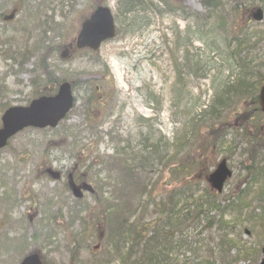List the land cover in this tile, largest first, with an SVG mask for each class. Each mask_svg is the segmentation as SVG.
Returning a JSON list of instances; mask_svg holds the SVG:
<instances>
[{
  "label": "rangeland",
  "instance_id": "rangeland-1",
  "mask_svg": "<svg viewBox=\"0 0 264 264\" xmlns=\"http://www.w3.org/2000/svg\"><path fill=\"white\" fill-rule=\"evenodd\" d=\"M27 1L0 0V3L8 2V8L3 11L4 15H8L14 9L21 11L26 8ZM63 1L65 8L52 5L55 7L54 19L57 24L52 25L51 20L46 18V11L50 10L48 5L42 9V19L36 23L50 31V35L46 36L52 38L55 44L48 43V47L57 48V51L39 56L40 51L33 50V55L24 58L22 47L16 61L11 60L6 48L18 50L25 39L24 35L12 32L17 22L22 21V13L12 23L6 22L10 31L8 35H0V86L6 89L0 96V115L8 107L23 106L32 99L34 90L30 86L31 81L42 71L51 74L52 79L60 83L63 80H69L72 84L75 82L74 95L77 100L68 118L57 128L27 129L0 151V264H19L24 256L33 252L39 253L43 264H91V258L107 246L100 238L101 234H98L100 228L96 220L101 215L95 207V199L92 201L90 195L85 194L83 203L88 204L85 209L89 213L73 214L80 207L74 206L72 195L62 188L67 174L56 182L46 173L47 169H69L74 160L84 158L83 155L92 156L97 161L109 160L115 150L122 147L126 156L141 158L140 150L137 154L133 147L140 149L142 144L151 141L152 135L155 140L160 139L162 151L168 150L174 154L176 149L184 153L188 150L185 138L188 139L195 129L201 133L197 142L200 152L190 158H198L203 167L196 170L194 177L205 179L221 159L226 160L232 177L224 186L220 198L230 197V201L220 199V203L236 202L243 193H246L248 205L252 201L251 208L247 210L241 207L236 218L229 213L223 215V221L231 223L222 225V228L217 224L211 228L207 225L198 228L199 236L197 234L189 240L197 250L187 252L186 257L195 264L206 261L221 264L212 248L220 242L222 231L238 233L240 228L233 224L234 221L248 227L247 223L253 225L250 216L256 218L260 214L257 204L263 199L259 191L264 189V115L250 102H240L233 97L232 107L240 104L237 105L238 110L232 108L220 113L222 119L216 122L222 124L219 127L223 128L209 131L204 122L197 120L198 123H192V119L200 114L201 108L211 105L213 98L226 87L228 81L238 77L235 55L240 58L250 51L249 47L240 49V38L237 40L234 35L239 30L264 31V17L261 23L251 19L255 9H262L264 0H238L237 3L224 0L221 12L226 18L228 35H222L223 39L215 30L216 35L206 34L209 31H205L206 26L209 29L213 25L216 26L214 29L217 28L215 20L203 26V30L195 25L190 13H194L192 15L198 19L208 13L200 0H166L176 9L158 0H132L127 8H133L134 2L145 1V4H139L129 16L123 17L119 12L114 40L103 44L94 56L71 52L66 59H61V52L74 43L82 22L96 6H109L115 15L117 5L123 4V0L120 3L118 0ZM3 12L0 11V14ZM37 34L33 32L28 44L32 45L39 39L40 35ZM61 35L63 40L62 37L57 39ZM249 35L250 44H253L257 38L251 32ZM6 38L10 42L6 48H2L1 43ZM257 48L255 52L251 50V54H258L259 64L264 65V44L260 43ZM184 56L188 59L185 60ZM187 61H190V65ZM23 63L24 66L20 68L19 65ZM263 69L261 67V74L264 73ZM202 77H205L204 80H201ZM85 82L91 86L88 90ZM107 84L111 86L110 89ZM96 86L101 89L99 94H96ZM107 90L111 92V98L102 107L103 102H99V99ZM86 98L90 99L91 104H85L89 102ZM87 112L88 118L95 119L96 123L89 125L85 118ZM253 151V156H250ZM179 160L169 164L162 174L159 165L148 169L146 174L137 173L139 178L144 180L149 177L156 183L151 193L155 200L161 198L159 194L155 195L159 188L171 194L173 191L188 192L195 187L184 185L190 179L186 176L181 178L177 172L181 170ZM107 167L95 169L100 179L108 176ZM197 182L201 183L200 187L210 190L205 180ZM135 204L131 203L132 212ZM152 204L147 214L149 219L155 217ZM80 218L84 219V228ZM259 225L260 228L255 231L257 234L253 236L243 227L242 244L249 247L252 254L249 253L250 260L238 264L260 262V251L264 247V223ZM84 230L89 235L87 240L82 236ZM46 233H53L54 236L51 234L45 243ZM34 237L45 243L49 251L44 248L38 250L39 242ZM78 240L82 247L78 252L75 250L74 255L70 250ZM252 244L259 250L257 256H254L257 251L253 252ZM234 254L233 250L230 255ZM224 258L223 264H227L226 254Z\"/></svg>",
  "mask_w": 264,
  "mask_h": 264
},
{
  "label": "trees",
  "instance_id": "trees-1",
  "mask_svg": "<svg viewBox=\"0 0 264 264\" xmlns=\"http://www.w3.org/2000/svg\"><path fill=\"white\" fill-rule=\"evenodd\" d=\"M120 1L121 0H118V3H120ZM223 1L224 0H200L205 11L208 12L207 15L198 19L196 15L190 13L192 18L195 19V25L198 29L203 30V26L206 24L209 25L212 22L211 20H215L217 28L214 29L216 27H214V25L210 29L206 26L205 31L209 30L206 34L213 35L215 30L222 39V35H228L226 18L222 16L221 12ZM159 2L165 4L164 0H159ZM226 2L237 3L238 0H226ZM130 3H132V0H123L122 5L118 4V11L115 17H118L119 12L123 17L133 14V12H135V7L139 4H145V1L134 2L133 8H127V5ZM8 5V2H4L3 4L0 3V11L3 12L6 10ZM46 5H48L47 8L50 9L46 11V18L51 20L52 25L57 24V20L54 19L55 7L53 6H63V8H65L63 0H29L27 1V7L18 11V14L22 13L23 19L17 22L16 26L12 28V32H15L16 35L25 36V39H23V41L21 40L23 44L19 45L18 50H14L10 47V49H12V51H10V49L6 48L10 40L8 41L6 38L1 43V47L6 48V51L10 53L9 57L12 61H16L17 57L20 56L22 47L24 49V58L33 55V50L37 52L40 51L39 56H43L45 52L49 55L51 52L57 51V48L49 49L48 47V43L52 42V38L46 35H50V31L44 30L40 24L36 25V23L42 19V15H44L42 9L46 7ZM165 5L169 6V4ZM167 10L169 11V7ZM3 15L4 12L0 14V35H8L7 33L10 31L7 30V24L3 22ZM33 32H37V35L40 36L38 37L39 39H36L31 45L30 43L28 44V39ZM250 32L254 35L253 37L257 38L253 44H250V39L248 38ZM250 32H242V30H239L237 35H234L240 38L238 40V37H235L238 40V47L240 46V49L249 47L248 50L250 51L246 56H241L240 58L235 55L238 77L234 78L233 81H228L226 87L213 98L211 105L206 107L203 111V108H201L199 111L200 114H197V116L192 119V123H198L197 120L204 122L207 128H209V131L223 128L219 127L222 126V124L216 121H221L222 116L220 113H223L225 110L230 111L232 108L238 110L237 105L240 103L232 107L234 104L232 101L233 97L240 100V102H250V105L258 106L257 94L259 89L264 85V73L261 74V67H264V65L259 64L260 57L258 54L252 55L251 53L258 50L257 47L260 43L264 44V31L258 32L257 30H253ZM61 37L63 40L62 35L57 39L60 40ZM37 40H40V42H37ZM51 44L54 45L55 42ZM184 59L187 60L188 57L184 56ZM187 62L190 65V61ZM19 66L22 68L24 63ZM42 69H44V66ZM50 75L51 74L42 71L41 75L36 74L34 76L36 78L31 81L30 85L34 90L32 98L51 96L55 93L60 81L52 79ZM5 91L6 89L0 86V96H2L1 94ZM208 124H210V126ZM200 136L201 133H199V130L195 129L188 139L185 138V144L188 146V150L184 153H180L176 151V149L174 154H171L168 150H165V152L164 150L162 151L160 139L155 140L152 135L151 143H141L142 147L140 149L133 147V150H136L137 152H135L137 154L140 150L139 152L142 154L141 158L140 156H126L124 154V148L122 147L120 150H115V153L111 155L109 160L102 159L101 161L94 162L85 159L81 166L83 167L81 174L88 177L94 185L95 207L99 210L101 215L98 217V213L94 216L98 217L96 220L100 228L98 234H101L102 237L100 238L107 244L105 250L94 255L95 257L91 259V264H195L191 258L186 257V254L187 252L191 253L193 250H197L189 240L195 238L197 234V236H199L200 232L198 228H204L206 225L211 228L214 224L222 228V225L224 226L231 223L223 221L224 214L229 213V215L232 214L236 218L239 215L238 213H240L241 207H245L247 210L251 208L252 201H249V205L246 203V193L239 195L236 202H228L222 205L220 202H222V200L223 202L230 201V197H223L222 199L220 195L213 193L211 190L207 191L200 187L201 185L199 184L201 183L197 181L204 179L202 177L197 179V176H194L197 174L196 170L203 166H201L202 164L198 161V158H190L194 153L200 152L197 144ZM129 150H131V148H129ZM253 153L254 151L250 156H253ZM178 158H180L178 162L181 170L178 169L177 172L180 173L181 178L182 176H186L190 179V181L184 183V185L195 187L188 192L183 190L180 192L173 191L171 194L159 188V192L155 195L159 194L161 198L158 201L155 200V198L151 196V193L156 183L152 182V179L149 177L144 180L139 178V174L137 173L142 172L146 174L148 169H151L155 165H159V167L162 168L159 172L162 174L163 169H167L169 164L177 161ZM106 166H108V176L105 177V179H100L95 169ZM205 188L208 189L207 186H205ZM186 189L188 188H185V190ZM259 195L262 196L263 199L259 200L257 204L260 214H258L256 218H254V215L250 216L253 225L247 223L249 226L246 227L242 222L234 221L233 224H236L238 228H240V232L226 233L222 231L220 242L212 248L214 253L218 255L221 264H223L225 260V254L228 257L227 264H238L240 261L251 259L249 256V253H251L250 248L242 244V229L244 227L245 230L253 236L257 234L255 232L256 229L260 228L259 223H264L263 188L259 191ZM133 202L136 204L132 212L130 208ZM151 204L153 206V212H155V217L152 218L151 216L152 219H149L150 217H148L147 214ZM137 212L139 214H137ZM213 212L215 215H212ZM82 227L84 228L85 226L82 224ZM82 232V236L87 240V236L89 235L85 230ZM51 234L53 233H46L45 243L47 239L49 240ZM37 237H34L35 241L38 240ZM38 242V250L44 248L49 251L45 243L39 240ZM203 242L206 245L205 240H203ZM80 243L81 241L79 240L75 241L70 252L73 254L75 250L78 252L82 247ZM67 244L69 245V242ZM68 245H66L67 249L69 247ZM251 248L255 249L253 250L254 253L257 251L254 254V256H257L259 252L258 248L253 244ZM233 250L235 254L231 256L230 254ZM200 264H211V262L206 261Z\"/></svg>",
  "mask_w": 264,
  "mask_h": 264
},
{
  "label": "water",
  "instance_id": "water-1",
  "mask_svg": "<svg viewBox=\"0 0 264 264\" xmlns=\"http://www.w3.org/2000/svg\"><path fill=\"white\" fill-rule=\"evenodd\" d=\"M14 13L6 20L14 18ZM263 18L261 10H258L254 19L261 21ZM116 29L114 18L109 8L99 7L82 25L76 39L78 49L87 48L92 51L99 50L102 43L115 38ZM259 104L264 112V87L259 93ZM74 105L71 88L68 83L62 84L58 92L53 97H40L33 100L27 107H11L5 111L1 118L2 127L0 129V149L7 146L8 141L25 128H55L66 117ZM231 176V172L226 167V162L222 161L217 169L209 176L212 187L220 191L224 181ZM74 195L80 197L79 190L73 188ZM20 264H42V260L37 253L27 255ZM259 264H264V248L262 249V259Z\"/></svg>",
  "mask_w": 264,
  "mask_h": 264
},
{
  "label": "flooded vegetation",
  "instance_id": "flooded-vegetation-1",
  "mask_svg": "<svg viewBox=\"0 0 264 264\" xmlns=\"http://www.w3.org/2000/svg\"><path fill=\"white\" fill-rule=\"evenodd\" d=\"M98 90V88H96ZM99 91V90H98ZM110 95L109 90H107L104 94V97L108 98ZM58 171L60 172V174L64 175L66 174L65 171L68 172V169H62L61 167H58ZM58 172V173H59ZM77 169H72L70 173H68V183H66V188L68 189V192L71 193V185H75L77 187H79L81 189V191L84 193H88L85 189L88 188V185L90 186L91 183H89L88 179L86 176H78L77 174ZM72 195V194H71ZM90 195H94V193L90 194ZM72 201H74V206H76L77 203H81L84 201V196L81 199H75L73 198ZM88 205L85 203V206ZM84 211H86L85 207L83 208Z\"/></svg>",
  "mask_w": 264,
  "mask_h": 264
}]
</instances>
